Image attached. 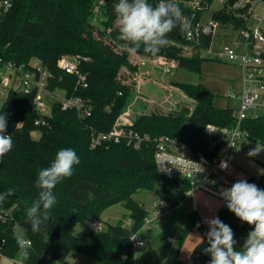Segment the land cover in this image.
Wrapping results in <instances>:
<instances>
[{"label": "trees", "instance_id": "16d2710c", "mask_svg": "<svg viewBox=\"0 0 264 264\" xmlns=\"http://www.w3.org/2000/svg\"><path fill=\"white\" fill-rule=\"evenodd\" d=\"M189 1L175 0L184 15L189 14L184 5ZM237 1L227 0L229 7L214 12L213 18L234 29L244 28L241 15L245 10L231 8ZM0 2L9 3V7L0 14L3 16L0 18V65L10 64L29 71L30 63L37 59L54 75L49 81V89H64L68 97L82 98L92 105V115L80 118L75 111H62L55 104L52 115L45 117L46 125L37 126L41 115L35 110L34 91H10L4 100L0 113L6 115V134L12 136L14 146L0 158V194L9 190L14 194L0 202V250L3 255L9 259L23 256L24 264H72L69 258L72 254L99 264H135L136 249L130 236L143 229L148 213L134 196L139 191L160 187V198L169 204L167 217L170 222L185 220L205 235L206 240L196 246L191 260L209 264L211 259L204 252L209 246L208 224L196 212L190 214L181 209L191 184L186 178H168L159 174L152 142L140 150H134L125 143L105 144L95 149L90 146L91 128L109 132L131 105L134 86L123 84L121 80L126 77L124 68L136 70L134 63L138 57L164 58L175 62L177 67L195 72L200 71L202 61L207 59L200 54L183 57L175 46L164 47L157 56L146 54L142 49L135 56L124 52V42L118 39L119 30L115 26L114 6L118 0ZM149 2L155 6L158 0ZM208 2L212 0H201L202 4ZM98 6L102 8L105 29L93 21V10ZM247 7H251L250 4ZM201 15L199 12L196 14L198 17ZM183 34L177 28L168 39L182 43L185 42ZM64 56L88 58V62L80 65V71L88 75L86 88L78 86L76 77L66 75L57 67ZM179 87L194 101L191 109L177 107L167 113L141 115L134 120L132 128L152 139L160 136L176 138L194 152L207 155L211 149L204 133L207 125L233 128L237 124L236 112L217 107L214 95L203 84L181 83ZM241 126L249 133L248 141L264 147V115L249 117L242 121ZM61 148L74 149L81 162L75 166L73 175L54 189L58 203L51 210L52 219L38 232H33L27 221L26 209L38 196L39 189L35 186L38 171L48 167ZM262 183L264 181L256 185L261 189ZM118 203L130 213L123 216L116 226L109 225L102 232L87 235L76 232L78 222H100L101 213ZM129 218L132 226L128 229L124 222ZM218 218L239 234L248 235L253 230L227 210H221ZM18 230L31 243L27 257L15 239ZM173 264L182 263L175 261Z\"/></svg>", "mask_w": 264, "mask_h": 264}, {"label": "built area", "instance_id": "2783aa9c", "mask_svg": "<svg viewBox=\"0 0 264 264\" xmlns=\"http://www.w3.org/2000/svg\"><path fill=\"white\" fill-rule=\"evenodd\" d=\"M255 2L239 0L233 4L232 10H245L241 16L242 23L246 27L234 29L233 26L223 25L213 18L214 12L229 7L227 0H212L211 3L204 4L201 0H191L184 4L189 9V14L184 16L191 21V29L183 34L185 42L176 43L169 39L167 45L177 47L180 54L186 58L198 54L206 55L208 58L238 68L242 90L238 96L235 94L228 96L239 101L238 112H236L237 124L233 128L207 125L204 133L211 146L207 155L194 152L190 147L170 136L152 139L149 135L140 134L132 128L133 123L121 121L122 116L117 119L109 132H98L91 128V148L95 149L105 144L125 143L134 150H140L143 145L152 142L155 147V165L159 174L168 178L188 179L191 184L189 192L212 185L231 187L236 182L235 151L241 141L248 140L249 137L248 131L241 126V123L249 117L264 115V13H256ZM248 4L251 7H247ZM213 5L220 6L211 15L206 16ZM8 7V2H0V14ZM198 12L202 13L200 17L196 16ZM93 14L101 15L102 8L96 7ZM220 33L224 36L220 37ZM138 60L139 63L150 60L154 66L163 65L165 73L170 67H177L175 62L164 58L138 57ZM83 62H88V58L64 56L58 61L57 67L66 75L76 77L78 86L86 88L88 75L80 71V65ZM30 68L31 70L27 71L10 64L0 65V99H6L10 91H34L35 110L41 115L36 122L37 126L46 125L45 117L52 115L55 104H58L62 111H75L80 118H88L92 115L90 101L68 97L66 90L61 88L49 89V81L54 78V75L41 61L33 60ZM138 73V77L144 76L140 71ZM217 148H219L218 152L215 153ZM223 165L226 167H222ZM168 209L167 202L161 203L160 208H155L148 213L143 226L150 227L155 222L161 221ZM95 226L96 231L104 230L101 222L95 223ZM131 226L132 220L129 218L124 222V227L129 229ZM140 231L130 236L136 253L145 247ZM2 258L9 259L0 250V259ZM9 260L15 263L14 259ZM135 264L144 263L140 262L136 256Z\"/></svg>", "mask_w": 264, "mask_h": 264}, {"label": "clouds", "instance_id": "9594fccd", "mask_svg": "<svg viewBox=\"0 0 264 264\" xmlns=\"http://www.w3.org/2000/svg\"><path fill=\"white\" fill-rule=\"evenodd\" d=\"M114 12L119 30L118 39L124 42L122 50L130 55H135L142 49L146 54L157 56L168 45L169 34L175 29L179 28L183 33H188L191 29V21L184 16L175 0H158L155 6L149 0H118ZM6 129V115L0 113V158L14 146L12 136L5 134ZM260 150L261 148L256 147L249 155H257ZM80 162L74 149L61 148L50 165L38 171L35 181V186L39 189L38 196L26 209L27 221L33 232H38L52 219L51 210L58 203V195L54 189L73 175L75 166ZM12 194L11 190L0 194V202ZM220 195L226 201L228 210L253 230L248 233L242 248L236 250L237 241L232 228L218 217L207 220L209 246L204 252L211 256L209 264H264V189L241 179ZM15 239L22 254L27 257L30 241L19 233L15 234Z\"/></svg>", "mask_w": 264, "mask_h": 264}, {"label": "rangeland", "instance_id": "374dc122", "mask_svg": "<svg viewBox=\"0 0 264 264\" xmlns=\"http://www.w3.org/2000/svg\"><path fill=\"white\" fill-rule=\"evenodd\" d=\"M254 4L257 14L264 13V0H256ZM219 6L213 5L212 10L207 11L206 16L211 15ZM93 21L96 23V26H100L102 29L106 28L104 23H102L105 21L102 14L94 15ZM115 26H118L117 21ZM107 28L113 29L112 27ZM222 36L224 35L220 33V37ZM202 58L207 60L202 61L199 72L190 71L191 69L182 68L181 66H173L165 73V66H154L151 64L152 62L150 60L139 63L138 59L137 62L134 63V65L137 66L136 70H130L132 73L128 68H124L126 77L121 80V83L133 85L135 93L131 99V105L122 113L121 116L123 118L121 121L134 123V120L141 115L152 112L167 113L173 109H177V107L191 109L194 106V101L179 89L181 83L192 85L203 84L208 91L214 95V102L217 107L224 109L230 108L238 112V99L228 97L233 94H239L242 90V82L238 68L225 62L208 60L206 55H202ZM139 71L144 74L141 78L137 76ZM4 100L5 99H0V108ZM35 135L39 136L38 134ZM256 147L261 148L260 152L257 155L250 156L249 152ZM235 156V165L238 171L246 177L248 182L259 184L264 181L263 146L254 144L248 140H243L236 149ZM261 187V189H264V183L261 184ZM160 196V187H156L150 191H139L134 196V199L145 208L147 213H149L155 208H160L161 203H163V199L162 197L160 198ZM129 213L130 212H128L124 206L118 203L104 210L98 219L105 229L109 225L116 226L120 219L125 215L128 216ZM156 223H159V221L155 222V224ZM95 227V222L91 220H82L76 225V232L87 235L91 232H95ZM142 228L144 230L145 226ZM160 228L161 230H156V232L151 231L150 234L144 232L147 246L141 249L140 254L143 256L146 254L145 257L148 264H171L172 258L176 257L179 247H181V245L183 247L186 242L190 243L191 237L195 234H201L199 235L200 241L202 240V242H204L206 240L201 230L192 227L187 221H180L177 223L166 220L160 225ZM233 232L234 238L237 241L235 248L236 250H240L248 235L239 234L234 230ZM17 233L24 236L21 230H18ZM183 236H185L184 239H182ZM191 256L192 255H190V257ZM207 256L211 259L209 254H207ZM69 258L72 264H99L94 260L81 257L77 254H72ZM22 260L23 256L15 258V263L9 259L2 258L0 259V264H19L23 262ZM188 264L198 263L191 260Z\"/></svg>", "mask_w": 264, "mask_h": 264}, {"label": "crops", "instance_id": "0c3cea01", "mask_svg": "<svg viewBox=\"0 0 264 264\" xmlns=\"http://www.w3.org/2000/svg\"><path fill=\"white\" fill-rule=\"evenodd\" d=\"M235 167H236L235 168L236 172H234V176L236 178V182L241 180V179H246V177L238 171L236 165H235ZM228 188H230V187H222V186L212 185L209 187L206 186L205 188H200L194 192H188L185 195V198L181 204V209L184 212L190 213V214L192 212H196L199 216L202 217L201 219L206 223L207 220H210V219L218 216L221 210L229 211L228 208L226 207V201L220 195V193L223 190L228 189ZM166 220H169V218L167 217V214L164 216V218H162L161 221H159V223H156L150 227H145L144 230L141 229L140 235L145 242L144 248H146V246H147V241L144 238V232L150 234L151 231L156 232V230L157 231L159 229L161 230L160 225L163 222H165ZM182 221H185V220H182ZM179 222L180 221H178L177 223H179ZM174 225H177V224H174ZM168 227H170V226H168ZM163 229H165V228H163ZM199 235H201V234H199ZM199 235L195 234L194 236L191 237L190 243L186 242V243H184L183 247H182V245H181V247H179V250L176 254V257L172 258L173 260L171 261V264H173V262H175V261H180L182 264H188V262H191L190 255H192L194 247L198 243L201 242ZM140 252H141V249L138 250L136 253L137 259L144 264H148L146 257H145L146 254L143 256L142 254H140Z\"/></svg>", "mask_w": 264, "mask_h": 264}, {"label": "water", "instance_id": "95a60500", "mask_svg": "<svg viewBox=\"0 0 264 264\" xmlns=\"http://www.w3.org/2000/svg\"><path fill=\"white\" fill-rule=\"evenodd\" d=\"M1 19H3V16H0Z\"/></svg>", "mask_w": 264, "mask_h": 264}]
</instances>
